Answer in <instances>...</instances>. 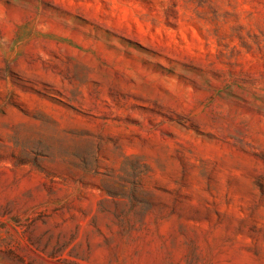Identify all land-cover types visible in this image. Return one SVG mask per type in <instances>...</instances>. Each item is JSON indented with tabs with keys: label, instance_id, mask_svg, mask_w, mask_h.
I'll return each mask as SVG.
<instances>
[{
	"label": "rangeland",
	"instance_id": "rangeland-1",
	"mask_svg": "<svg viewBox=\"0 0 264 264\" xmlns=\"http://www.w3.org/2000/svg\"><path fill=\"white\" fill-rule=\"evenodd\" d=\"M0 264H264V0H0Z\"/></svg>",
	"mask_w": 264,
	"mask_h": 264
}]
</instances>
